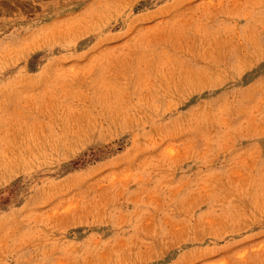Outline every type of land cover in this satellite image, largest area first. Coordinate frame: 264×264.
Here are the masks:
<instances>
[{
  "label": "rangeland",
  "instance_id": "374dc122",
  "mask_svg": "<svg viewBox=\"0 0 264 264\" xmlns=\"http://www.w3.org/2000/svg\"><path fill=\"white\" fill-rule=\"evenodd\" d=\"M0 264H264V0H0Z\"/></svg>",
  "mask_w": 264,
  "mask_h": 264
}]
</instances>
